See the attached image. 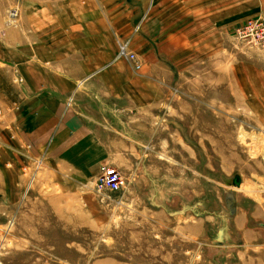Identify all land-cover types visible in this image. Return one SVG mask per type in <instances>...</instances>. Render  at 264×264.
<instances>
[{
    "label": "rangeland",
    "instance_id": "374dc122",
    "mask_svg": "<svg viewBox=\"0 0 264 264\" xmlns=\"http://www.w3.org/2000/svg\"><path fill=\"white\" fill-rule=\"evenodd\" d=\"M111 2L103 18L113 24L92 32L100 46L89 58L103 56V70L118 73L121 91L105 95L102 107L117 116V130L138 135L147 171L117 169L126 186L98 193L94 183L113 166L93 174L94 193L91 178L57 177L55 162L42 166V155L16 139L25 98L42 83L32 81V67L25 76L16 67H0V190L13 195L8 203L0 196V210L13 202L14 211L7 225L18 221L14 235L52 246L54 264H264V0H148L144 10L138 0ZM32 4L0 0L5 24L22 22L29 29ZM54 37L50 46L60 54L63 38ZM106 78L108 84L115 79ZM64 97L67 106L72 94ZM136 181L142 186L134 190ZM227 191L237 203L231 214L223 200ZM203 192L212 235L174 233L172 226L186 224L196 234L199 224L187 223L193 219L189 200ZM176 197L183 215L174 220L164 212ZM131 211L148 219L126 220Z\"/></svg>",
    "mask_w": 264,
    "mask_h": 264
},
{
    "label": "crops",
    "instance_id": "0c3cea01",
    "mask_svg": "<svg viewBox=\"0 0 264 264\" xmlns=\"http://www.w3.org/2000/svg\"><path fill=\"white\" fill-rule=\"evenodd\" d=\"M32 1L30 27L26 30L22 22L14 27L6 25L2 15L3 5L0 6V67H16L23 76L28 75V68L32 67L35 72H32V81L42 83L34 95L25 98L27 103L21 112L23 120L20 121L16 137L19 145L24 147L25 143H30L29 153L42 155V166L49 168V164L55 162L57 177L63 174L64 177H71L78 182L91 178L87 185L93 193V178L101 166L111 165L123 172L133 171L144 175L147 171L144 162L146 152L139 154L136 149L138 135L131 130H117V116L110 117L102 107L105 95H115L121 91V81L117 80L118 73L103 70L107 64L103 56L94 61L89 58L90 53H98L96 47L100 46L98 36H93L92 32L98 31L101 34L103 29L107 30L113 24L110 18L106 17L105 21L103 18V15L106 16L111 11L107 8L112 4L111 0ZM138 1L144 10L148 0ZM153 2L154 0H151V4ZM130 9L134 10L133 7ZM136 9L138 10L137 6ZM86 16H94L95 21L87 22ZM121 23L127 24V20H121ZM55 35L63 38V51L60 54L50 46L56 42ZM28 36L31 38L32 55L27 53L25 42L28 41ZM102 53L100 52V55ZM109 74H113L115 79L108 84L104 80ZM69 93L72 97L67 106H64L66 99L63 98ZM25 116L28 119H25ZM112 118L116 122H112ZM132 183L134 190L142 186L140 181ZM207 195L209 196V192ZM0 196L6 201L13 195L12 192L0 190ZM128 199L135 202L131 196H128ZM185 199L187 201L189 197L186 196ZM189 201L191 208L188 212L193 219L187 223L189 227L195 223L199 224L196 234L193 236L194 231L186 224L182 227L172 226L173 232L185 235L186 231H189L190 237L195 239H199L200 233L201 236H211L214 220L211 209L208 208L209 202L205 200V192L195 200L190 197ZM166 202L167 198L162 199L161 205L165 206ZM180 202L176 197L170 203V211L165 206L164 215L174 220L182 216L183 214L178 212L183 206ZM11 204L10 207H4L3 203L0 210V264H54L50 257L53 256L52 249H48L52 246L40 245L38 238L34 236L14 235L12 229L19 224L15 221L14 227L7 225L9 216L14 212L9 210ZM195 207L200 208L198 213L192 212L197 210ZM195 216L198 217L197 220ZM123 217L133 221L147 220L148 214L131 211ZM33 222H23V225L28 227L33 225ZM243 223L247 224L248 221L245 219ZM247 242L255 246L259 243H256V239H248ZM105 258L107 257L100 260Z\"/></svg>",
    "mask_w": 264,
    "mask_h": 264
},
{
    "label": "built area",
    "instance_id": "2783aa9c",
    "mask_svg": "<svg viewBox=\"0 0 264 264\" xmlns=\"http://www.w3.org/2000/svg\"><path fill=\"white\" fill-rule=\"evenodd\" d=\"M97 179L96 183H94V190L96 193L100 192L101 189H107L109 191L121 190L126 186L127 181V179L113 167L104 168Z\"/></svg>",
    "mask_w": 264,
    "mask_h": 264
},
{
    "label": "water",
    "instance_id": "95a60500",
    "mask_svg": "<svg viewBox=\"0 0 264 264\" xmlns=\"http://www.w3.org/2000/svg\"><path fill=\"white\" fill-rule=\"evenodd\" d=\"M229 181L231 183H233L234 185H236L238 183V178L237 177H231L229 179ZM223 200H224V203L227 207V214L233 213L235 210L236 204L234 203V197L232 196V193L230 191H227V193H225V195H224Z\"/></svg>",
    "mask_w": 264,
    "mask_h": 264
}]
</instances>
